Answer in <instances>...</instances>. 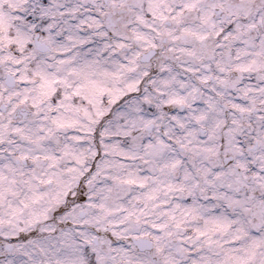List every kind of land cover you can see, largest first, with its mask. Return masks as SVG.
Returning <instances> with one entry per match:
<instances>
[{
    "label": "flooded vegetation",
    "instance_id": "af4514ba",
    "mask_svg": "<svg viewBox=\"0 0 264 264\" xmlns=\"http://www.w3.org/2000/svg\"><path fill=\"white\" fill-rule=\"evenodd\" d=\"M245 1L0 0V264H243L264 123L216 128L264 52Z\"/></svg>",
    "mask_w": 264,
    "mask_h": 264
},
{
    "label": "rangeland",
    "instance_id": "374dc122",
    "mask_svg": "<svg viewBox=\"0 0 264 264\" xmlns=\"http://www.w3.org/2000/svg\"><path fill=\"white\" fill-rule=\"evenodd\" d=\"M27 4L21 5V7L33 6V2L35 0H25ZM255 7H258L259 12V29H260V38H264V0H246L243 3L242 14L244 15V19L250 20L253 16ZM245 49H247L245 47ZM248 50V49H247ZM248 51H244V61L246 60V55H248ZM260 56L255 64L259 66V73L256 70H253L252 73H246L243 75V89L244 95L246 96V100L244 101V112L242 113L243 123H221L216 128V134L220 136H225L228 141H232L233 137L241 138L243 150L246 151V145H254V138L258 137L256 134L262 133L260 131L261 123H264V52L261 50ZM249 58H252L249 56ZM259 62V63H258ZM248 77H253V79H249ZM258 78V79H257ZM257 82L259 85H253ZM21 99L28 100L29 96L27 93L21 94ZM25 97V98H24ZM235 117L231 114L226 115L225 113L222 115V119H234ZM217 120V117L214 118ZM215 124V123H214ZM234 125V127H232ZM202 126L207 127L206 124ZM215 130V128H213ZM252 130L256 131L253 133ZM263 134V135H262ZM259 138L263 141L264 144V133H262ZM261 191V190H260ZM259 205L262 204L261 196ZM264 207H260L258 210V216L260 217ZM263 219V218H261ZM260 229L253 228L255 230L256 235H254V230L250 234L241 235L239 240H244V251L243 253V264H264V221L260 222ZM252 238L257 240V244L252 242ZM253 245H258V249L252 253Z\"/></svg>",
    "mask_w": 264,
    "mask_h": 264
},
{
    "label": "water",
    "instance_id": "95a60500",
    "mask_svg": "<svg viewBox=\"0 0 264 264\" xmlns=\"http://www.w3.org/2000/svg\"><path fill=\"white\" fill-rule=\"evenodd\" d=\"M7 82H9L8 79H7Z\"/></svg>",
    "mask_w": 264,
    "mask_h": 264
}]
</instances>
